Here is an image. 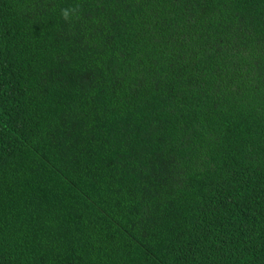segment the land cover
Masks as SVG:
<instances>
[{"label":"trees","instance_id":"trees-1","mask_svg":"<svg viewBox=\"0 0 264 264\" xmlns=\"http://www.w3.org/2000/svg\"><path fill=\"white\" fill-rule=\"evenodd\" d=\"M0 264H264V0H0Z\"/></svg>","mask_w":264,"mask_h":264},{"label":"clouds","instance_id":"clouds-1","mask_svg":"<svg viewBox=\"0 0 264 264\" xmlns=\"http://www.w3.org/2000/svg\"><path fill=\"white\" fill-rule=\"evenodd\" d=\"M79 10V5L61 9V16L65 21H69L71 17Z\"/></svg>","mask_w":264,"mask_h":264}]
</instances>
